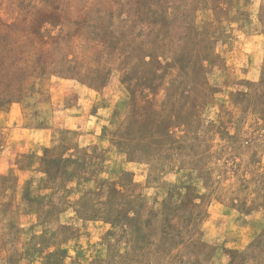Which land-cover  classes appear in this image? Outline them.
<instances>
[{"label": "rangeland", "instance_id": "1", "mask_svg": "<svg viewBox=\"0 0 264 264\" xmlns=\"http://www.w3.org/2000/svg\"><path fill=\"white\" fill-rule=\"evenodd\" d=\"M0 264H264V0H0Z\"/></svg>", "mask_w": 264, "mask_h": 264}]
</instances>
